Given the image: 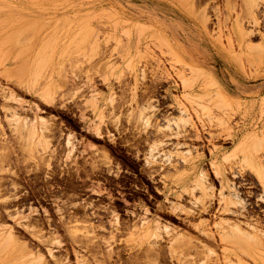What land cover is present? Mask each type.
Returning a JSON list of instances; mask_svg holds the SVG:
<instances>
[{
    "label": "rangeland",
    "instance_id": "obj_1",
    "mask_svg": "<svg viewBox=\"0 0 264 264\" xmlns=\"http://www.w3.org/2000/svg\"><path fill=\"white\" fill-rule=\"evenodd\" d=\"M0 145V264H264V0H0Z\"/></svg>",
    "mask_w": 264,
    "mask_h": 264
},
{
    "label": "bare ground",
    "instance_id": "obj_2",
    "mask_svg": "<svg viewBox=\"0 0 264 264\" xmlns=\"http://www.w3.org/2000/svg\"><path fill=\"white\" fill-rule=\"evenodd\" d=\"M252 4H253V3H252ZM35 65H36V64H35ZM43 67H45V66H43ZM43 69H44V68H43ZM35 70H36V69H35ZM32 72H33V71H32ZM36 73H37V72H36ZM40 73H41V72H40ZM38 76L40 77V75H38ZM38 76H37V77H38ZM37 77H36V79H37ZM36 83H37V82H36ZM37 84H39V83H37ZM31 124H32V123H31ZM32 126H33V125H32ZM24 127H25V126H24ZM34 127H35V125H34ZM31 128H32V127H31ZM23 130H24V129H23ZM30 131H31V130H30ZM28 132H29V131H28ZM23 133H24V132H23ZM30 134H31V133H30ZM23 135H24V134H23ZM30 136H31V135H30ZM22 137H23V136H22ZM31 137H33V136H31ZM0 146H1V145H0ZM3 148H4V147H3ZM5 151H6V149H5ZM5 153L8 154V152H5ZM0 154H1V152H0ZM7 154H6V155H7ZM1 155H3V158L6 157V156L4 155V153H2ZM1 157H2V156H1ZM7 157H8V156H7ZM1 161H2V160H1ZM3 162H4V161H3ZM240 226H241V225H240ZM249 231H250V230H249ZM250 232H251V231H250ZM258 232H261V231H258ZM262 232H263V231H262ZM145 233H146V232H145ZM241 233H242V232H241ZM150 234H151V233H150ZM233 234H234V233H233ZM242 234H243V233H242ZM249 234H250V235L248 236V234L245 233V235H246L245 237L247 238V236H248L249 239H251V241L254 242V240H252V237H253V238H255V237L252 236L251 233H249ZM235 235H236V234H235ZM235 235H234V236H235ZM239 235H240V234H239ZM253 235H254V234H253ZM0 236H1V235H0ZM73 236H74V235H73ZM75 236H76V235H75ZM144 236H147V233H146V235L144 234ZM237 236H238V235H237ZM241 236H243V235H241ZM250 236H251V237H250ZM255 236H256V235H255ZM3 237H4L3 241L6 240L7 244H10L9 241H11V243H12V240H13L12 238H13V237H11L9 234H8V238H10L9 240H8L7 237L5 238V236H3ZM3 237H2V238H3ZM85 237H86V236H85ZM2 238H1V239H2ZM238 238H239V237H238ZM241 238H242V237H241ZM1 239H0V240H1ZM11 239H12V240H11ZM247 239H248V238H247ZM14 240H15V239H14ZM78 240H79V239H78ZM241 240H242V239H241ZM3 241H1L0 248H2V246H3V249H4V248L6 249L7 246H9V245H7L6 242H3ZM73 241H74V240H73ZM81 241H82V240H81ZM176 241H178V240L176 239ZM176 241H175V242H176ZM231 241H232V240H231ZM249 241H250V240H249ZM2 242H3L4 244H3ZM85 242H87V241H85ZM255 242H257V239H256ZM14 243H16V241H15ZM75 243H76V242H75ZM175 244H176V243H175ZM256 244H257V243H256ZM85 245H86V244H85ZM21 246H22V245H21ZM21 246H20V248H21ZM241 246H242V245H241ZM259 246H260V245H259ZM20 248H19V246H18V250H19ZM23 248H24V247H23ZM245 248H246V247H245ZM246 249H247V248H246ZM6 250H7V249H6ZM9 250H10V249H9ZM11 250H12V249H11ZM16 250H17V249H15V251H16ZM0 251H1V250H0ZM21 251H23V250H21ZM16 252H18V251H16ZM14 253H15V252H14ZM19 253H20V252H19ZM11 254H13V252H12ZM16 254H17V253H16ZM10 256H11V255H10ZM90 256H91V255H90ZM95 256H96V255H95ZM28 257H29V256H28ZM30 257H31V256H30ZM38 258H39V257H38ZM42 258H43V257H42ZM77 258H79L78 255H77ZM82 258L85 259L84 257H82ZM92 258H93V257H92ZM95 258L98 259L97 257H95ZM1 259H2V257H1ZM13 259H14V258H13ZM22 259H23V258H22ZM88 259L90 260V258H88ZM10 260H11V259H10ZM35 260H38V259L35 258ZM77 260H78V259H77ZM79 260H80V259H79ZM79 260H78V261H79ZM11 261H14V260H11ZM22 261H23V260H22ZM25 261H26V260H25ZM41 261H43V260L41 259ZM47 261H48V260H47ZM53 261H55V263L58 262V261L60 262L59 259H58V261H57V259H56V260L53 259ZM87 261H88V260H87ZM90 261H91V260H90ZM98 261H100V260L98 259ZM262 261H263V260H262ZM7 262H8V261H7ZM43 262L46 263V259H45V261H43ZM43 262H42V263H43ZM85 262H86V261H85ZM85 262H84V263H85ZM9 263H10V262H9ZM25 263L27 264V262H25ZM38 263H39V262H37V264H38ZM45 263H43V264H45ZM47 263L50 264L49 261H48ZM47 263H46V264H47ZM80 263H81V262H80ZM86 263H87V262H86ZM100 263H101V262H100ZM105 263H106V262H105ZM3 264H4V263H3ZM18 264H20L19 261H18ZM21 264H24V263H21ZM28 264H30V263H28ZM91 264H92V262H91ZM106 264H107V263H106Z\"/></svg>",
    "mask_w": 264,
    "mask_h": 264
}]
</instances>
